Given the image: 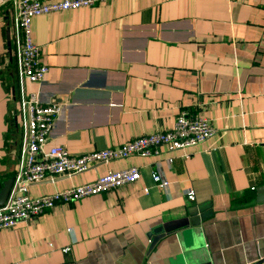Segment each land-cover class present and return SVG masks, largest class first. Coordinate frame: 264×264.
I'll use <instances>...</instances> for the list:
<instances>
[{"label":"crops","instance_id":"1","mask_svg":"<svg viewBox=\"0 0 264 264\" xmlns=\"http://www.w3.org/2000/svg\"><path fill=\"white\" fill-rule=\"evenodd\" d=\"M31 39L48 68L41 84L18 79L13 13L8 0H0L5 181L19 169L23 144L20 124L9 117V94L15 103L34 93L42 104L64 105L46 149L58 146L72 155L170 130L184 110L206 119L215 133L185 150L161 147L148 157L111 160L30 185L28 194L41 197L108 172L140 170L133 184L0 230V264L264 259V0H110L35 16ZM153 172L166 188L154 185ZM188 190L194 202L187 201Z\"/></svg>","mask_w":264,"mask_h":264},{"label":"built area","instance_id":"2","mask_svg":"<svg viewBox=\"0 0 264 264\" xmlns=\"http://www.w3.org/2000/svg\"><path fill=\"white\" fill-rule=\"evenodd\" d=\"M110 0H8L14 19L17 44V76L21 81L41 84L48 68L39 60V48L31 39V20L35 16L90 8ZM12 110L10 120L18 122L23 131L21 163L13 179L7 200L0 207V230L13 228L53 209L56 205L69 204L105 192L117 190L125 184L140 179V170L129 167L117 172H108L93 182L73 187L47 196L32 197L30 185L48 177H73L82 174L93 165L131 156L148 157L158 148L169 152L181 151L200 144L214 135L215 130L206 119L187 111L176 117L170 130L150 133L124 143L118 148L94 150L81 155H72L66 149L52 146L46 149L56 120L61 116L64 105L57 102L42 104L39 96L30 93L15 103L8 95ZM14 105V107H13ZM172 163V160L169 161ZM151 180L158 188H166L168 182L153 172ZM254 191V188H250ZM148 188L145 192H148ZM186 199L194 202V193L186 192ZM264 264V259L257 262Z\"/></svg>","mask_w":264,"mask_h":264},{"label":"water","instance_id":"3","mask_svg":"<svg viewBox=\"0 0 264 264\" xmlns=\"http://www.w3.org/2000/svg\"><path fill=\"white\" fill-rule=\"evenodd\" d=\"M13 180L5 181L3 187L0 190V207L3 206L7 200L10 188L12 186Z\"/></svg>","mask_w":264,"mask_h":264},{"label":"trees","instance_id":"4","mask_svg":"<svg viewBox=\"0 0 264 264\" xmlns=\"http://www.w3.org/2000/svg\"><path fill=\"white\" fill-rule=\"evenodd\" d=\"M5 180L3 179V177L0 176V190L3 187Z\"/></svg>","mask_w":264,"mask_h":264}]
</instances>
